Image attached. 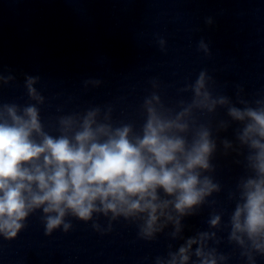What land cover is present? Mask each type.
Wrapping results in <instances>:
<instances>
[{
    "label": "clouds",
    "instance_id": "obj_1",
    "mask_svg": "<svg viewBox=\"0 0 264 264\" xmlns=\"http://www.w3.org/2000/svg\"><path fill=\"white\" fill-rule=\"evenodd\" d=\"M165 43L159 39L161 50ZM199 48L209 52L203 40ZM13 78L0 75V82L7 84ZM38 80L25 78L35 103L0 104V235L5 239H14L37 210L43 212L47 234L61 227L67 232L72 226L65 221L69 215L87 222L93 214H111L113 220L142 221L139 235L146 240L154 239L169 223L176 237L182 220L197 215L207 198L221 190L209 174L215 170L217 143L196 113L212 114L225 107L231 121L241 125L236 140L248 150L246 167L251 173L241 178L237 193L230 194L236 204L228 240L239 246L249 264H255L254 254L264 255V100L252 107L241 99L238 102L245 106L236 107L227 96H213L211 77L201 71L183 89L193 95L189 103L179 101V111L166 107L155 92L146 98V118L139 132L131 123L114 126L111 108L98 119L101 109L96 107L83 115L59 117V135L53 136L45 131L37 107L45 99L34 86ZM228 127L222 120L220 128ZM222 143L226 149L232 147L227 139ZM221 219L213 213L210 229H219ZM210 240L219 243L216 232H198L177 252H169L167 260L157 258L156 264H188L192 255L193 264L225 261V255L209 246Z\"/></svg>",
    "mask_w": 264,
    "mask_h": 264
}]
</instances>
